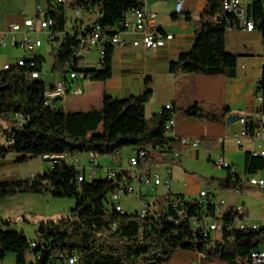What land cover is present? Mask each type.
Returning a JSON list of instances; mask_svg holds the SVG:
<instances>
[{"label": "trees", "instance_id": "1", "mask_svg": "<svg viewBox=\"0 0 264 264\" xmlns=\"http://www.w3.org/2000/svg\"><path fill=\"white\" fill-rule=\"evenodd\" d=\"M46 3L45 17L52 18V30L59 34L55 40L58 46L50 42L55 55L52 72L63 77L74 71L84 72L92 81L99 82L111 78L113 53L118 45L111 38L125 30L123 21L128 13L145 7V0H46ZM252 3L261 11L260 0ZM68 8L100 15L92 24L102 27L105 38V57L97 66L84 65L79 37L85 25L69 29ZM221 12L222 0H206L198 21L190 16L185 18L196 25L194 46L170 64L177 92L174 106L149 118L145 110L153 95L150 77L141 95L122 99L105 95L99 109L65 111L62 107L51 108L46 104L47 81L31 75L34 71L42 72L44 55L35 53L34 58L25 57L27 63L23 66L15 63L7 70H0V118L13 117L6 126L0 123V133L8 143L1 150L2 158L15 154L16 162L21 164L32 158L65 153L98 152L104 156L128 146H133L135 151L167 150L179 143L176 137L166 133L165 125L179 114L203 122L225 123L230 114L228 107L218 109L197 102L184 104L180 90V77L184 74L234 73L237 56L227 50L226 24L217 18ZM172 17L177 18L176 15ZM30 61L35 64L30 65ZM256 91L264 94V68ZM260 126L261 122L253 116L245 120L248 135L252 136ZM156 163L140 159L139 167L148 168ZM259 170H264V157L247 152L245 173L252 175ZM227 171L228 175L218 179V183L224 188L242 189L245 182L236 169L227 168ZM78 174L76 166L61 160L54 168L48 166L43 174L0 182V199L32 193L76 200L70 215L45 222L37 229L34 247L31 246L33 240L23 232L3 230L10 222L0 219V260L13 253L15 264H68L72 255L78 256L77 264H164L180 250H194L206 254L210 260L218 258L228 264H250L248 256L263 242L264 229L225 227L220 239L209 232L204 234L195 230L188 219H179L172 202L174 197H180L191 215L215 216L219 208L214 198L202 201L170 190L161 212L155 210L140 218L138 211L120 213L109 199V194L120 183L130 180L126 170L120 169L115 178L98 177L82 182L77 180ZM223 218L228 225L232 223L231 209ZM29 252L34 254L31 262L27 261ZM36 255L40 258L35 259Z\"/></svg>", "mask_w": 264, "mask_h": 264}, {"label": "crops", "instance_id": "2", "mask_svg": "<svg viewBox=\"0 0 264 264\" xmlns=\"http://www.w3.org/2000/svg\"><path fill=\"white\" fill-rule=\"evenodd\" d=\"M178 1L145 0V8L157 16L158 30L163 34V37L159 39L158 37H154V34L138 32L131 25L121 33L122 42L115 47L112 59V77L103 82L92 80L84 82L82 95L73 96L69 94V97H73L70 105L73 109L68 108L67 98L63 107L64 110L86 111L91 108L99 109L103 105L105 95L120 99L141 95L146 89L148 77H150L153 95L146 105V116L149 118L153 114L161 112L166 105L173 107L177 92L175 78L170 72V64L177 60L183 52L191 51L194 46L196 25L188 22L185 18L190 16L193 21H198L206 6V0H183L182 10L181 12H177L176 5ZM37 5L41 6L40 2ZM173 15H176L177 18L174 19ZM98 18L96 12L83 13L82 17L77 18L74 10L67 27L69 29H75L76 26L83 27L88 22L95 21ZM127 18L133 22L134 14L132 12L128 13ZM13 20H18V17H10L6 25ZM6 25L2 31L5 30ZM167 34H171L172 37L167 38ZM227 50L237 56V65L234 73L231 75H182L180 77V90L183 92L181 102L184 104L197 102L201 106H211L218 109L228 107L232 114L253 116V118L261 122L260 128L257 129V131H260V135L257 137L251 135L245 136L238 143L237 135L244 129V122L237 121L232 124H227L226 122H203L182 114L175 117V135L178 137L188 135L200 138L201 146L204 145L207 148L214 149L213 151H208L210 158L214 156L212 154L222 156L236 171H239L238 164L243 162L245 173L246 153L264 149V94L256 91L264 68V35L258 30L228 31ZM90 52L97 53L95 49L81 51L84 57L83 63L87 67L97 66L98 62L87 59L86 54ZM61 78H63L61 74L54 73L53 78L47 81V83L53 84ZM56 105L57 107L61 106L59 100L56 101ZM259 110L261 111L259 112ZM177 120H183L180 126H178ZM200 147L187 149L182 154L188 157L186 159L179 157L177 160L170 161L169 163H160L154 160L157 163L151 166V169L159 171V169L164 168L166 173V168L171 166L172 180L175 164L180 163L182 165L185 161H192L189 159L198 157ZM121 151L122 149L118 153L120 156ZM102 158L107 159L105 166L113 167L115 165L112 158L104 156ZM121 159L117 166L124 167ZM7 160L8 156L0 160V182L23 179L17 172L16 157L12 158L16 164L15 166H10L11 169H7L4 165L6 162L8 163ZM46 165L48 166V164ZM31 174V176H36L34 173ZM182 175L185 179V189L176 193L182 194L187 198L198 197L199 192L204 189L198 178L188 171H184ZM253 175L264 179V170H259ZM239 176L244 182L246 181L242 175L239 174ZM253 188L255 187L249 186L246 183H244L242 189L232 188L235 195L238 196L236 201H230L228 195L223 193L222 199L225 200V205L223 208L220 207L217 212H226L236 204H244L246 207V202L244 200L241 201V196H246L248 190ZM142 189L143 186L141 187V193L143 194ZM226 189L231 190V188ZM260 189L264 190V187ZM143 195L148 200V190ZM27 199L32 202H38L39 199L43 198L30 196ZM156 201L157 199L155 201L149 200L154 205ZM154 205L153 208L156 210ZM30 209H34L33 203L30 205ZM126 209L128 210V208ZM247 213L249 215L248 209ZM250 218L257 220L251 216ZM1 262V264H15V255H7ZM164 264L228 263L218 258L210 260L206 254L199 251L180 250Z\"/></svg>", "mask_w": 264, "mask_h": 264}, {"label": "built area", "instance_id": "3", "mask_svg": "<svg viewBox=\"0 0 264 264\" xmlns=\"http://www.w3.org/2000/svg\"><path fill=\"white\" fill-rule=\"evenodd\" d=\"M59 2H65V0H58ZM253 0H222V12L217 17L221 22L226 24L227 31L233 30H245L254 31L258 30L264 34V0H260V9L257 10L253 5ZM183 0H179L176 5V11L181 12ZM37 10L41 11L40 5H37ZM131 12L134 14V21L131 22L128 18L123 21L125 30L131 25L138 32L151 33L154 37L161 39L163 34L158 30L157 16L155 13L148 11L145 7L133 9ZM77 18L82 17L83 13L80 10H75ZM13 16L18 17V20L10 21L4 31L0 33V43L8 45L9 43L14 46L23 48L26 55L19 58L16 62L17 65L23 66L27 63L25 57L34 58L36 50L42 46L40 37L35 34L44 32L47 35L48 41L56 43V37L59 36L52 30L53 20L50 17H41L37 14L35 17H28L26 10L20 14ZM252 18H259V26H252ZM94 21L88 22L84 29L85 31L79 37V44L82 50H96L99 56L98 64L102 62L105 57V38L102 35L103 29L97 23L92 25ZM74 30V29H73ZM123 30V31H125ZM117 32L111 39L114 44H120L122 42L121 33ZM167 38H171V34L166 35ZM151 43V42H150ZM31 54V56H28ZM30 65H34L35 61H30ZM11 63L4 64L1 70H7L11 67ZM33 78H40L41 74L38 71L32 72ZM90 75H86L84 72H71L67 77H63L53 84H48L45 91V102L51 108L57 107L56 101L61 103L60 107H64L66 99L69 94L73 96H80L83 93V83L90 81ZM261 100V97H260ZM171 105H166L165 108L169 109ZM21 117V116H20ZM169 121H175L174 118ZM245 123V120H241ZM165 131L168 135L176 137L178 140V146L172 149H146L138 150L135 155L129 157L128 166L120 167L117 164L120 162L121 156L117 153L104 155V157H110L113 159L114 166H103L100 164L99 158L102 157L98 152H88L85 154H71L65 153L63 155H45L44 160L48 162L50 168L59 163L61 160H66L70 165H74L78 168L79 174L77 180L79 182L85 180H94L98 177L115 178L117 172L120 169L127 171L130 177L129 181L120 183L119 186L109 194V199L113 206H118L120 213H125L128 210L121 204V197L126 194L137 193L138 201L142 205L141 211H139L140 218H145L151 213H154L153 204L142 196L141 187L147 189H153L157 187L166 188V196L171 190V166L166 168V176H163L159 171L152 170L151 167L141 168L139 167L140 159H144L145 162L149 160H156L160 163H169L170 161L177 160L182 154L189 148H197L201 140L196 136H176L175 129H168V122L165 125ZM260 135V131H255L252 135L257 137ZM248 136L247 130L244 129L237 135V142L240 143L241 139ZM254 155L264 157V149L253 151ZM216 166L221 168L234 169V167L222 156H218L214 160ZM101 169L102 174L98 173ZM246 184L252 187H264V179H260L255 175H250L246 181ZM217 195L210 189L206 188L199 192L198 198L202 201L205 199H215ZM173 206L176 208L177 216L179 219H188L190 224L195 230H201L204 234H213L217 239H220L225 227L228 229L235 228L237 230L244 229H264V224H260L258 220L250 218L247 213V209L244 204H236L231 208L232 223L227 224L224 221L223 214L225 212H217L215 216L208 214H202L201 216L191 215L189 210L185 206L184 200L180 197H174L172 199ZM218 208H223L225 200L221 199L217 202ZM169 219L175 220L173 217ZM114 226H116L114 224ZM36 242L33 240L31 246H35ZM40 255H36L35 259H39ZM250 264H264V239L261 246L253 250L248 256ZM78 256L72 255L69 257L68 264H77Z\"/></svg>", "mask_w": 264, "mask_h": 264}, {"label": "rangeland", "instance_id": "4", "mask_svg": "<svg viewBox=\"0 0 264 264\" xmlns=\"http://www.w3.org/2000/svg\"><path fill=\"white\" fill-rule=\"evenodd\" d=\"M41 4V11L37 10V3ZM47 7L46 0H0V33L4 29L8 19L15 14H20L24 10L28 17H35L39 14L41 17L45 14ZM74 10L71 8L67 9L68 16V25L70 23V17L73 16ZM97 17L100 15L97 13ZM39 36L42 41V46L36 50L37 54L44 55L45 62L43 65V70L40 73L41 78L45 81H50L54 73L52 72V65L54 63V52L52 50V46L48 41L47 35L44 32H40L39 34H35V36ZM26 55L25 51L21 47L14 46L12 44L3 45L0 43V70L3 68L4 64L11 63L15 64L19 58H22ZM87 55V59L90 61L98 62L99 56L96 52H90ZM31 56V54H28ZM68 108L70 107L71 101H73V97H69L68 95ZM13 119L11 116L7 119L0 118V123L5 126L10 123ZM10 120V121H9ZM178 126L182 124L183 120H177ZM102 128L99 130L101 131ZM8 145L4 136L0 133V160H2L1 150L6 148ZM201 145L198 146V148ZM213 151V148H207L204 145L200 147V153L198 157H194V159H189L192 161H185L184 164L176 163L174 166L173 178H172V193L180 192L185 189V179L182 175L184 171H188L193 176L197 177L200 184L203 185V188H210L217 196L215 197L216 202L223 198V193L227 194L230 201H236L237 195L231 190H227L222 187L218 183V179L225 178L227 175V169L221 168L215 165L214 160L218 158V156L214 155L212 158L209 157L208 151ZM121 161L124 166H128V160L130 155H135L136 151L133 146H128L122 149L121 151ZM15 154L8 155V163L6 162L4 165L7 169H11L10 166H15V161L12 160L13 157H16ZM182 159L188 158L186 155L180 156ZM107 159L99 158L100 164L105 166ZM48 162L45 161L42 157L32 158L24 163H17V172L21 177H33L31 173L34 175H39L45 173L48 169ZM237 173L242 175L244 179H247L250 175L244 173V163L240 162L238 164ZM156 171V170H155ZM159 172L165 176V169H159ZM8 173V172H7ZM102 174L101 169L99 172ZM10 174V173H9ZM148 190L147 198L150 201H155V209L158 212H161L166 203L167 196L166 190L164 187L160 186L153 189H146L143 187V194ZM29 194V195H28ZM30 196L43 198L37 201H30ZM242 200L246 202V207L249 210V215L253 218H256L260 224H264V190L259 187H255L253 189L248 190V194L246 196H241ZM120 201L124 208H128L129 212L141 211L142 205L138 201L137 193L126 194L121 197ZM33 203V208L30 209V205ZM76 206V200L74 198L69 197H54L50 194L47 195H38L32 193H19L17 195L8 196L0 199V219L5 221H9V226H3V230H15L18 232H23L26 237L30 240L36 239V231L41 227V225L45 222L49 221H57L62 217L68 216L71 214L72 209ZM30 209V212H29ZM28 210V212H27ZM9 256H14L13 253L8 254ZM34 259V254L29 252L27 254V261L31 262ZM2 260H0V264Z\"/></svg>", "mask_w": 264, "mask_h": 264}, {"label": "water", "instance_id": "5", "mask_svg": "<svg viewBox=\"0 0 264 264\" xmlns=\"http://www.w3.org/2000/svg\"><path fill=\"white\" fill-rule=\"evenodd\" d=\"M251 116L250 115H246V116H242V115H238V114H232L230 113L227 118H226V123L227 124H232L235 123L237 121H241V120H247L249 119Z\"/></svg>", "mask_w": 264, "mask_h": 264}, {"label": "bare ground", "instance_id": "6", "mask_svg": "<svg viewBox=\"0 0 264 264\" xmlns=\"http://www.w3.org/2000/svg\"><path fill=\"white\" fill-rule=\"evenodd\" d=\"M252 26H259V18H252ZM176 121H168V129H175ZM117 211L118 206H114Z\"/></svg>", "mask_w": 264, "mask_h": 264}]
</instances>
